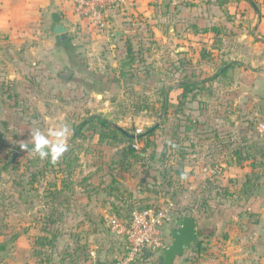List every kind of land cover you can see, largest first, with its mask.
<instances>
[{
  "label": "rangeland",
  "instance_id": "1",
  "mask_svg": "<svg viewBox=\"0 0 264 264\" xmlns=\"http://www.w3.org/2000/svg\"><path fill=\"white\" fill-rule=\"evenodd\" d=\"M153 4L165 19L152 23L133 9L121 10L131 18L121 35L116 34L120 28L101 34L77 16L88 23L86 28L66 19L73 29L63 40L52 34L60 18L51 16L48 25L37 23L29 41L17 43L22 51L36 48L33 55L17 51L12 64L3 56L0 264H116L127 252L126 239L113 231L106 216L126 221L134 209L156 205L170 207L175 218L180 212L218 213L222 223L233 218L226 213L232 205L246 203L262 185V178L254 179L256 189L245 193L250 166L232 158L231 151L252 147L249 160L255 174L264 175V134L258 130L264 105L250 115L235 106L229 96L242 91L238 86L244 72L221 76L220 70L233 58L247 60L257 72L250 83L255 95L264 97V0H178L179 16L170 15L177 12L173 0ZM139 22L144 24L137 26ZM182 48H188L189 56H181ZM188 80L199 88L182 104L179 97ZM204 109L210 113L206 119L198 114ZM93 115L135 137L101 141L99 122L85 123ZM62 124L70 129L62 156L69 151L78 158L74 169L56 164L60 158L54 164L50 158L41 160L30 146L21 148L32 130ZM113 178L121 184L119 199L102 190ZM64 183L71 185L69 190ZM252 212L264 227V208ZM255 221L245 232L249 241H238L244 255L251 254L249 233ZM215 226L201 231L199 239L214 238L210 250H223L224 264H258L257 259L237 263L232 256L238 243L235 226ZM174 228V219L165 224L167 247ZM197 250L193 244L174 264H183ZM163 252L154 251L148 259L142 253L140 264H159Z\"/></svg>",
  "mask_w": 264,
  "mask_h": 264
},
{
  "label": "crops",
  "instance_id": "2",
  "mask_svg": "<svg viewBox=\"0 0 264 264\" xmlns=\"http://www.w3.org/2000/svg\"><path fill=\"white\" fill-rule=\"evenodd\" d=\"M153 1L154 0H134V4H133L134 7L130 9H133V11H137L139 15L147 16L149 18L148 22L156 23L158 20L165 19V17L157 13L159 9L155 8ZM177 4H178V0H173L172 8L175 7L177 9V12H175L174 14L170 13L171 16H174V15L179 16L180 14L183 13L182 8L178 7L179 5ZM127 12L128 11H126L125 13H122L120 10L112 11L110 13V23L108 27L102 32H105V31L109 32V30H112L114 28H120L119 30H117L116 34L121 35L122 34L121 27H127V26H130L131 24L129 22L131 18L129 14H127ZM51 16L60 18L58 19V21L54 23V25L57 22H64L65 24H67L66 19L76 24L78 23L79 25L81 23L84 26V28H86L88 24L87 22H86L87 24H85L84 22L82 21L80 22L78 20L77 15L74 12L73 0H0V66H2L1 62L3 60V56L10 57L9 61H6L5 63L12 64L11 62L12 58L15 57V54L17 51L23 52V55L26 57L33 55V53H35L36 48L25 47L23 48L24 50L22 51L21 48L17 47V43L29 41V39L32 37V32H34V27L37 26V23L41 22L42 23L41 26L44 27L48 25V21ZM39 17L41 18V20H38ZM154 18L156 19L154 20ZM143 24H144L143 22H139L137 26H140ZM92 28L93 27H89V29H92ZM102 32L101 34H103ZM94 36H96V34H94ZM185 50L188 51V48H186ZM185 50L184 48L181 49V52H183L181 55L182 57L185 54L189 56V54L185 52ZM181 61H185V60H183L182 58ZM222 67L227 68L225 76H230L231 72L237 73V71L239 70L241 71L242 74L244 72V74L242 75L243 81H241V85L238 86L242 88V91L236 90L235 92L231 93L232 96H229L231 97V100L236 101L235 106L239 105V108L241 110L246 109V113L249 115L252 113L258 112L264 105V97H262V99L257 97L255 95L256 90L255 89L253 90V84H250L252 83V79L255 78V75L257 73L255 72L256 71L255 68H253L252 66H249L248 61L243 60L241 58H233L230 62H228ZM187 69H188V66H187ZM239 79H241V77ZM248 81H249V86L247 85ZM189 82L191 81L190 80L185 81V83H189ZM206 82H207V79L205 80V83ZM199 83H202V82H199ZM238 93H241L240 98L237 97V95L239 96ZM235 96L237 97V99L235 98ZM198 114L200 115V117L204 119H206L210 115L209 111H207L206 109L202 110ZM213 116L215 119L216 114L214 113ZM232 151H231V155H232ZM252 162L253 160L246 161V165L248 164L250 166V170L252 169V166L254 165V163L252 165ZM230 164L232 168L235 167V165H233L235 164L234 162L233 163L231 162ZM244 165L245 164L242 163L241 165H238V166L241 167ZM261 166L264 167V165L262 164ZM262 175H261L262 185L260 186L259 189L256 190L255 194L250 197L249 201H247L246 203L241 201L240 203L233 206L235 207L234 209L238 208V210L237 209L235 210L236 212L232 213L234 214V216L233 218H231L232 220L236 221L235 222L236 224L234 225L231 224L230 222L231 219L229 221H225L222 223L218 221L215 224L216 225L215 229H217V227L220 226L221 224H222V229L226 226V224L231 226L230 229H232L235 226L236 229L239 231L238 233L239 235L235 234L236 235L235 240L237 242L239 240L249 241L247 239L244 240V238L246 237L245 232L249 230L248 229L249 224H251V222H254L255 220H257L255 222H258V218H259L257 214L254 215V212H252V209H258L260 207L264 208V175L263 177ZM251 216H252V220H250L251 222L248 223L249 218ZM239 225H241L240 229H238ZM210 230L212 231L213 229H210ZM210 230H207V231H210ZM249 235H250L249 239H252V243H253L250 248L251 254L244 255V252H242L244 248L242 245H238L240 244V242H238L237 244H235V247H233L231 250L232 252H235V254L233 253L232 256L233 257L235 256L237 263L239 261L249 263L251 261V260L249 261V259H253V261L257 259L258 264H263L264 263L263 223L261 221H259L258 223H253L251 227V234L249 233ZM213 240L214 238H207V240L205 241V243L207 244V248H206L207 251L206 250L204 251L219 255L221 259H224L221 255V254H224L223 250H210L211 246L213 245ZM242 264H245V263H242Z\"/></svg>",
  "mask_w": 264,
  "mask_h": 264
},
{
  "label": "built area",
  "instance_id": "3",
  "mask_svg": "<svg viewBox=\"0 0 264 264\" xmlns=\"http://www.w3.org/2000/svg\"><path fill=\"white\" fill-rule=\"evenodd\" d=\"M133 4L134 0H73L75 14L87 18L101 32L108 27L112 11L128 10L133 8ZM258 130L264 134V115L258 124ZM209 167H205L206 170ZM106 220L113 231L126 239L127 252L116 264H133L146 249L157 252L167 248L164 227L172 220L170 207L151 205L134 209L126 221L116 216H106ZM193 255L183 264H224L220 257L213 256L210 252H196Z\"/></svg>",
  "mask_w": 264,
  "mask_h": 264
},
{
  "label": "trees",
  "instance_id": "4",
  "mask_svg": "<svg viewBox=\"0 0 264 264\" xmlns=\"http://www.w3.org/2000/svg\"><path fill=\"white\" fill-rule=\"evenodd\" d=\"M226 69L225 67H222V69L220 70V75L221 76H225L226 75ZM183 87H184V92L183 94L179 97V103H184L187 99V95L189 93H191L193 90L198 89L199 88V84L198 82H189V83H183ZM167 105H164V108H166ZM97 121L100 124L101 130L99 131V136H100V140L104 141L107 137H119L120 139H132V135L128 133V131L124 130L123 128H121L120 126H114L111 123H107L106 121L102 120L99 117H96L95 115L91 116L89 118V120H87V122L85 123H89V122H94ZM84 124H81V126H83ZM114 126V127H113ZM151 131H153V129H150L149 133H151ZM243 149L245 151H243ZM243 149H233L232 151V158L234 157L236 160H249V158L252 155V147H248L243 148ZM69 153V151H68ZM65 154L64 156L60 157V160L56 162V164H59L60 166H62L63 164H65L67 166V169H74V165L76 163V161L78 160V158H72L70 157V155ZM1 162V160H0ZM50 164H54L50 159L48 161ZM254 161L252 162L253 165ZM9 163L4 164L2 167L3 171H7L9 168ZM73 167V168H71ZM256 168L255 165L252 166L251 169V175H247L246 176V180L243 183L244 184V189H245V193L247 194H252L254 192V190L256 189L257 185L256 181L254 179H261V174L257 175L255 174ZM254 180V181H253ZM64 187L65 189H70L71 185H69L68 183H64ZM120 182H118L117 178H113L109 183H107V186H102V190L105 192V194H107L109 197H111L112 199L115 197H119L121 198V196H119L118 193H120ZM236 205V204H235ZM151 205H148L146 207H150ZM234 205H232V208H229V210L226 211L227 216L229 217L230 215H232L233 212H236L234 209L235 207H233ZM146 207H139L137 209H141V208H146ZM184 214H188L190 216H192L196 221H197V226H198V238L201 234V231L203 230H210L212 229V227L214 226V224H216L218 221L223 220V218L221 216H219L218 213H213L212 215H204L202 212H180V214H178L177 218L172 216V220H177L179 219L182 215ZM117 217V216H116ZM41 245H45L47 244L46 241L41 240ZM195 246H197V251L196 252H202L204 250H206L207 248V244L205 243V241L203 240H198V242L195 244ZM3 248V245H0V248ZM1 248V249H2ZM143 258L148 259L149 257H151L153 255L152 251L150 249H146L143 251ZM139 259V258H138ZM136 260L133 264H140V259ZM162 260H163V255H162ZM162 260L160 261L159 264H163ZM155 264V263H152ZM264 264V263H263Z\"/></svg>",
  "mask_w": 264,
  "mask_h": 264
},
{
  "label": "water",
  "instance_id": "5",
  "mask_svg": "<svg viewBox=\"0 0 264 264\" xmlns=\"http://www.w3.org/2000/svg\"><path fill=\"white\" fill-rule=\"evenodd\" d=\"M71 29L72 27L70 25L64 22H57L52 29V34L59 35L61 39L65 40L68 38V33ZM171 31L174 32L173 27ZM62 75L65 80H67L70 75L69 70H65ZM95 116L110 123V121L103 116ZM132 137L135 136L132 135ZM171 237L172 243L163 252V264H174L177 256H182L185 250L198 242L197 221L188 214L182 215L176 220V228L171 231Z\"/></svg>",
  "mask_w": 264,
  "mask_h": 264
},
{
  "label": "clouds",
  "instance_id": "6",
  "mask_svg": "<svg viewBox=\"0 0 264 264\" xmlns=\"http://www.w3.org/2000/svg\"><path fill=\"white\" fill-rule=\"evenodd\" d=\"M70 129L67 124L49 127L46 130L36 128L31 131L29 143L21 144V148L31 149V153L41 160L50 158L55 163L68 148Z\"/></svg>",
  "mask_w": 264,
  "mask_h": 264
}]
</instances>
